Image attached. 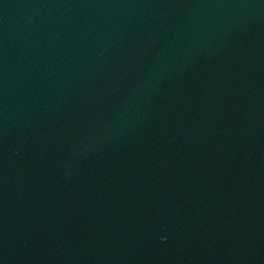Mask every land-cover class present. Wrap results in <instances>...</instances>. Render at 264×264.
I'll return each instance as SVG.
<instances>
[{
	"label": "water",
	"instance_id": "water-1",
	"mask_svg": "<svg viewBox=\"0 0 264 264\" xmlns=\"http://www.w3.org/2000/svg\"><path fill=\"white\" fill-rule=\"evenodd\" d=\"M0 150L49 264H264V0H0Z\"/></svg>",
	"mask_w": 264,
	"mask_h": 264
}]
</instances>
